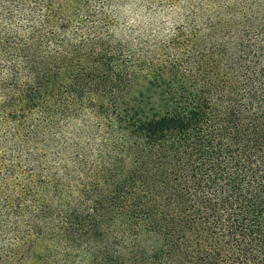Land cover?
<instances>
[{
    "label": "trees",
    "instance_id": "1",
    "mask_svg": "<svg viewBox=\"0 0 264 264\" xmlns=\"http://www.w3.org/2000/svg\"><path fill=\"white\" fill-rule=\"evenodd\" d=\"M0 264H264V0H0Z\"/></svg>",
    "mask_w": 264,
    "mask_h": 264
},
{
    "label": "rangeland",
    "instance_id": "2",
    "mask_svg": "<svg viewBox=\"0 0 264 264\" xmlns=\"http://www.w3.org/2000/svg\"><path fill=\"white\" fill-rule=\"evenodd\" d=\"M120 9H122L120 12L123 18H118V23L125 28L136 27L139 22H150V28H155L157 30L159 27H162L163 30H168L173 23L183 20V18H170L164 14H160L156 18H143L139 11L133 10L131 7L125 6ZM171 17L174 16L171 15Z\"/></svg>",
    "mask_w": 264,
    "mask_h": 264
}]
</instances>
